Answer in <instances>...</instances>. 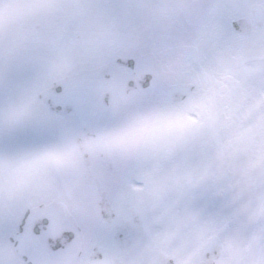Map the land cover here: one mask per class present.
Wrapping results in <instances>:
<instances>
[{"label":"snow or ice","instance_id":"6c2138e0","mask_svg":"<svg viewBox=\"0 0 264 264\" xmlns=\"http://www.w3.org/2000/svg\"><path fill=\"white\" fill-rule=\"evenodd\" d=\"M0 264H264V0H0Z\"/></svg>","mask_w":264,"mask_h":264}]
</instances>
